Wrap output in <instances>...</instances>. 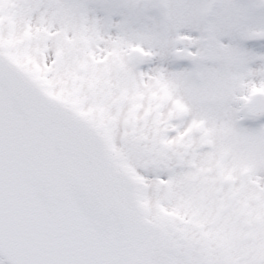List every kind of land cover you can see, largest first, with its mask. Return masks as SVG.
Here are the masks:
<instances>
[{"label":"snow or ice","instance_id":"obj_1","mask_svg":"<svg viewBox=\"0 0 264 264\" xmlns=\"http://www.w3.org/2000/svg\"><path fill=\"white\" fill-rule=\"evenodd\" d=\"M0 264H264V0H0Z\"/></svg>","mask_w":264,"mask_h":264}]
</instances>
